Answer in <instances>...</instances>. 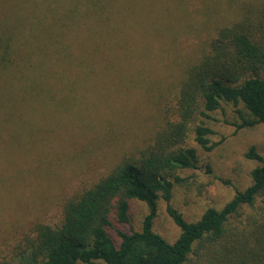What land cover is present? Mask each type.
Instances as JSON below:
<instances>
[{
    "label": "trees",
    "instance_id": "trees-1",
    "mask_svg": "<svg viewBox=\"0 0 264 264\" xmlns=\"http://www.w3.org/2000/svg\"><path fill=\"white\" fill-rule=\"evenodd\" d=\"M153 1L152 12L138 13L132 0H0L5 188L24 174L22 166L29 173L40 169L25 162L31 154L45 161L59 156L57 139L49 134L59 124L56 117L38 115L36 124L24 127L26 111L38 98L43 114L60 112L66 120L80 114L72 113L79 93L71 87L74 75L96 79L125 72L140 80L157 70L175 78L172 100L162 107L151 136L119 155L99 179L68 192L56 221L30 222L0 264H264V155L255 146L245 153L255 166L243 189L205 164L207 174L234 187L220 207L188 221L171 201L174 188L200 169L199 149L210 152L223 142L211 139L214 113L230 107L234 120L226 123L236 131L264 125V0H196L200 7L190 15L199 18L205 39L187 64L175 54L182 30L173 32L181 24L186 28L185 8L193 0ZM133 21L148 28L155 50L148 57L157 60H140L136 29L127 38ZM135 200L146 205L147 214L139 230H126ZM162 201L179 229L171 242L154 227Z\"/></svg>",
    "mask_w": 264,
    "mask_h": 264
},
{
    "label": "rangeland",
    "instance_id": "rangeland-1",
    "mask_svg": "<svg viewBox=\"0 0 264 264\" xmlns=\"http://www.w3.org/2000/svg\"><path fill=\"white\" fill-rule=\"evenodd\" d=\"M154 3L153 0H132L133 11L152 12ZM192 3L190 8H185L189 18L185 19L186 28L183 29L181 24L175 26L177 29L173 32L176 34L182 30L176 38V43L179 44L177 48L180 50L177 49L175 54H181V58L185 60L182 61L183 64L191 62L198 55V45L205 39L198 32L199 18L194 19L190 15L195 14L193 11L200 7V2L193 0ZM122 8L126 11L128 7L122 3ZM171 11L169 9L166 14L169 15ZM130 26L127 38L132 29H136L139 34L137 44L141 47L135 48L141 55L140 60H157L159 57H148L155 54L150 45L153 38L147 33L148 28L136 22ZM157 49L160 52V48ZM155 65L156 62L150 66ZM167 66L168 71L172 69L171 63ZM160 67L161 65H158L157 69ZM124 73L113 72L96 79L74 75L71 87L78 88L79 93L72 98L75 99L71 101L72 113L79 111L80 114L77 113L78 115L72 118L70 115L69 119L65 120L60 112L43 114L39 109L43 97L38 98L39 102L36 101L33 107L26 111L24 127L33 122L36 124L38 115L46 116L50 120L57 118L59 124H52L53 130L49 134L57 139L54 149L59 152V156L57 160L50 158V161H45L37 153L31 154L25 162L34 167L38 165L40 169L36 167L29 173L26 169L28 167L22 166L24 174L18 177V181H13L11 188H5L0 180L1 259L10 251L13 239L28 227L30 222L56 221L60 217L61 205L68 192L71 193L76 187L89 185L99 179L119 155L141 146L144 140L151 136L163 117L162 107L166 103L170 104L172 100L169 88H172L171 83L175 78L165 76L157 70L140 80L133 77L129 79ZM213 117L214 135L211 139L213 142H223L210 152L199 149L200 169L189 172V179L182 185H177L173 191L172 205L181 211L188 221L197 219L206 208L220 207L234 194L233 186L225 185L206 173L205 164H210L216 176L230 180L234 186L243 189L249 184L250 171L255 166L254 162L245 158L246 151L255 146L259 153L264 155V125L236 131L235 127L226 123L234 120L232 109L228 106L214 113ZM1 157L0 154V170H4L8 160ZM17 162H20V158L15 160L16 164ZM6 181L7 177L4 179L5 183ZM146 214L147 207L144 203L132 201V222L125 229L139 230ZM154 227L170 242L179 234V229L168 216L163 201L159 204Z\"/></svg>",
    "mask_w": 264,
    "mask_h": 264
}]
</instances>
